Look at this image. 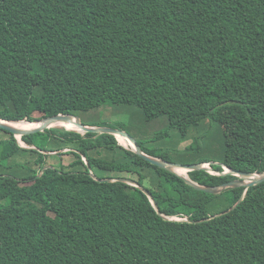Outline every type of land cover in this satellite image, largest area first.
Listing matches in <instances>:
<instances>
[{"label":"trees","instance_id":"16d2710c","mask_svg":"<svg viewBox=\"0 0 264 264\" xmlns=\"http://www.w3.org/2000/svg\"><path fill=\"white\" fill-rule=\"evenodd\" d=\"M108 104L165 111L150 155L264 172V0H0V118ZM0 130V264H264V182L208 193L110 133Z\"/></svg>","mask_w":264,"mask_h":264},{"label":"water","instance_id":"95a60500","mask_svg":"<svg viewBox=\"0 0 264 264\" xmlns=\"http://www.w3.org/2000/svg\"><path fill=\"white\" fill-rule=\"evenodd\" d=\"M36 121L40 122V124L37 127L29 128V129H20V128L13 126L11 123H9V122H17V121H11V120H6V119L0 118V128L14 134V136L17 137L19 141H20V137L23 135L44 131L47 128L57 126L56 124L59 122H69V121H74V123L78 126V128H72V129H68V130H75V131L84 132V133L85 132L110 133V134L115 135L117 137V139H118V134H119V135L127 138L133 144V146H131L130 148H132L136 153H138L139 155L144 157L146 160H148L151 163L156 164L162 168H165L167 170L176 172L179 175L184 176L186 178V180L189 183H191L192 185H194L197 189L206 191L208 193L217 194V193L222 192L226 188L236 187V186H245L247 189L251 186L261 184L264 182V172L249 173V172L237 171L235 169L227 167V170L218 173V172L214 171V169L210 166V162H208V163H187L186 164V163L174 162V161L166 160L164 158H160L157 156L150 155L142 149V147L138 143L137 139L133 135H131L127 130L117 128V127H111V126L88 125L82 121L80 115H78V114L59 113L56 115L43 117V118L38 119ZM30 122H34V121H30ZM26 147H28V146H26ZM33 148H36V147L33 146ZM44 152L45 153H56V151H53V152L44 151ZM178 169H184L186 171V174L185 175L181 174L180 172H178ZM198 169H204V170L209 171L211 173H218V174L230 173V174L236 175L237 178L233 179V180L226 181V182H224L218 186L202 185V184H199V183L192 181L187 176L188 171L198 170ZM93 176L100 181H112V180L118 179V180L127 182L129 184H136L138 186V184L135 183V181H133L132 179L127 178V177H119L116 179H112V178H99V177H96L95 175H93ZM141 188L151 198V200L153 201V204L157 207L158 204L154 200V197H153L152 193L150 192V190L143 187V186ZM243 197H244V195L236 202V204H234L231 208H229L228 210H226L222 213H225L227 211L234 209L242 201ZM222 213H220V214H222ZM220 214H218V215H220Z\"/></svg>","mask_w":264,"mask_h":264},{"label":"rangeland","instance_id":"374dc122","mask_svg":"<svg viewBox=\"0 0 264 264\" xmlns=\"http://www.w3.org/2000/svg\"><path fill=\"white\" fill-rule=\"evenodd\" d=\"M134 108V106L128 104H108L92 109L87 113H82L80 117L83 122L87 123H102L117 126L118 128H125L124 130H127L135 138L143 141L147 146L153 148L159 147L160 144L158 142L150 141L149 139L153 137L154 132L159 131L168 125L165 111L152 107L143 108V110H134ZM235 119V116L231 113H220L218 115L219 126L217 131H220L225 136H233L235 134ZM3 137H8V134L3 130H0V138ZM20 142L23 146H28L22 141L21 137ZM188 142L183 143L182 147ZM123 145L130 147L128 144ZM62 150L66 151L67 148ZM61 159L64 163L68 164L74 160L75 157L72 154L64 153ZM49 161L52 162L54 160L50 158Z\"/></svg>","mask_w":264,"mask_h":264},{"label":"bare ground","instance_id":"6f19581e","mask_svg":"<svg viewBox=\"0 0 264 264\" xmlns=\"http://www.w3.org/2000/svg\"><path fill=\"white\" fill-rule=\"evenodd\" d=\"M9 123H11L13 126L20 128V129L34 128L40 124L39 121L30 122L28 120H18L17 122H9ZM56 125L57 126H59V125L64 126L68 129L78 128V126L74 123V121L59 122ZM118 139H119V142L121 144H128L130 147L133 146V144L127 138H125L119 134H118ZM178 172H180L181 174H184V175L186 174V171L184 169H178Z\"/></svg>","mask_w":264,"mask_h":264},{"label":"built area","instance_id":"2783aa9c","mask_svg":"<svg viewBox=\"0 0 264 264\" xmlns=\"http://www.w3.org/2000/svg\"><path fill=\"white\" fill-rule=\"evenodd\" d=\"M171 219H177V220H180V219H183L181 217H172Z\"/></svg>","mask_w":264,"mask_h":264}]
</instances>
